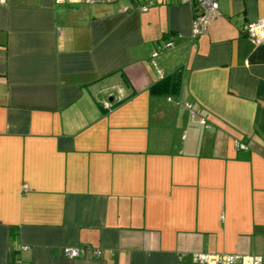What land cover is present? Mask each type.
I'll list each match as a JSON object with an SVG mask.
<instances>
[{
    "label": "crops",
    "instance_id": "1",
    "mask_svg": "<svg viewBox=\"0 0 264 264\" xmlns=\"http://www.w3.org/2000/svg\"><path fill=\"white\" fill-rule=\"evenodd\" d=\"M219 5L0 2V264L264 257V0Z\"/></svg>",
    "mask_w": 264,
    "mask_h": 264
},
{
    "label": "built area",
    "instance_id": "2",
    "mask_svg": "<svg viewBox=\"0 0 264 264\" xmlns=\"http://www.w3.org/2000/svg\"><path fill=\"white\" fill-rule=\"evenodd\" d=\"M58 3H66L67 0H55ZM85 3H102L108 2L112 3L119 0H82ZM182 3H188L194 8V22L192 27L193 38L197 37L201 33L205 32L209 24L212 23L217 16L220 15V1L222 0H179ZM1 3H6V0H0ZM147 4L142 5L141 8L147 10ZM243 34L250 40H252L256 45H261L264 42V17L259 20L249 21L242 27ZM174 43L172 41L167 42V46H171ZM190 109H192V104H187ZM109 106V105H108ZM193 114L195 111H193ZM246 148V145L241 143L239 148ZM24 249L28 246H24ZM92 251L97 257H101L104 253L102 250L91 249L85 246L77 247H65L64 253L71 257H77L80 255L87 254ZM196 259L206 264H264V257L261 255H240V254H204L200 253L197 255ZM10 264H28L21 258H17Z\"/></svg>",
    "mask_w": 264,
    "mask_h": 264
},
{
    "label": "trees",
    "instance_id": "3",
    "mask_svg": "<svg viewBox=\"0 0 264 264\" xmlns=\"http://www.w3.org/2000/svg\"><path fill=\"white\" fill-rule=\"evenodd\" d=\"M175 83L176 82L175 80H173V78L168 77L163 82L158 83L156 87H160L161 89L165 88L166 90V88H171V87L173 88L174 86H176L177 83L176 84Z\"/></svg>",
    "mask_w": 264,
    "mask_h": 264
}]
</instances>
